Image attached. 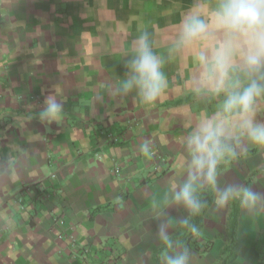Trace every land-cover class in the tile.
I'll use <instances>...</instances> for the list:
<instances>
[{
  "label": "crops",
  "instance_id": "0c3cea01",
  "mask_svg": "<svg viewBox=\"0 0 264 264\" xmlns=\"http://www.w3.org/2000/svg\"><path fill=\"white\" fill-rule=\"evenodd\" d=\"M196 2L0 0V264H162L171 252L155 237L149 199L180 176L187 124L211 115L218 101L189 92L196 49L166 64L169 88L153 106L112 89L136 35L149 31L166 56ZM202 2L211 12L218 0ZM54 91L61 122L42 124L38 112ZM245 148L222 167L220 186L264 192V149ZM147 150L165 161L155 165ZM208 197L198 237L182 242L190 264H224L233 208L217 210ZM163 212L184 215L173 205ZM235 235L226 264H264V213L240 209Z\"/></svg>",
  "mask_w": 264,
  "mask_h": 264
},
{
  "label": "clouds",
  "instance_id": "9594fccd",
  "mask_svg": "<svg viewBox=\"0 0 264 264\" xmlns=\"http://www.w3.org/2000/svg\"><path fill=\"white\" fill-rule=\"evenodd\" d=\"M193 49L197 69L189 92L201 103H218L211 115L187 124L180 176L149 199L158 220L155 237L171 250L162 255V264H190L189 248L172 232L180 227L199 234L194 221L208 207L209 194L217 210L238 205L252 217L264 213V192L246 184L220 186L218 179L224 165L246 155L245 146L264 149V120L257 119L264 102V0H218L211 12L197 0L180 18L166 56L155 50L149 31H140L124 56L125 72L113 93L134 94L140 103L153 106L169 88L166 64ZM58 96L55 91L45 96L37 116L42 124H60L64 105ZM169 205L183 209V217L165 216Z\"/></svg>",
  "mask_w": 264,
  "mask_h": 264
},
{
  "label": "trees",
  "instance_id": "16d2710c",
  "mask_svg": "<svg viewBox=\"0 0 264 264\" xmlns=\"http://www.w3.org/2000/svg\"><path fill=\"white\" fill-rule=\"evenodd\" d=\"M208 201H209V197H207ZM210 203V202H209ZM209 206V204H208ZM232 212L230 215V219H229V224H228V238H229V243L225 246L224 250L222 251V261L224 264H226L228 262V259L230 256H232L233 254V249L235 247L236 244V235H235V230L237 228V224H238V216H239V206L238 205H233L232 206ZM208 209V207L204 210V212L201 214V216H199L198 218L195 219V223L198 225L199 230L201 231L203 226H204V214L206 212V210ZM199 231V233H200ZM199 235V234H198ZM198 235H192L190 233H187L186 231H184L183 234H181L180 236H174V239H180V242H189L191 238H197ZM170 251V250H168ZM159 261V258L157 259L156 262Z\"/></svg>",
  "mask_w": 264,
  "mask_h": 264
},
{
  "label": "built area",
  "instance_id": "2783aa9c",
  "mask_svg": "<svg viewBox=\"0 0 264 264\" xmlns=\"http://www.w3.org/2000/svg\"><path fill=\"white\" fill-rule=\"evenodd\" d=\"M148 157L153 161V163L156 165L157 163H161L165 161V158H163L161 155H159L157 152L154 150H147ZM119 167L115 168V171H119ZM86 253L88 252L87 249L85 251Z\"/></svg>",
  "mask_w": 264,
  "mask_h": 264
}]
</instances>
